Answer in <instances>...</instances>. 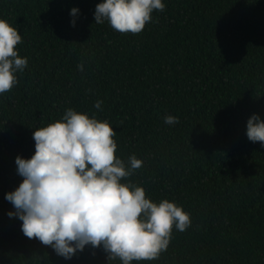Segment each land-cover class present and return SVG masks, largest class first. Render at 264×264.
<instances>
[{
	"label": "trees",
	"instance_id": "1",
	"mask_svg": "<svg viewBox=\"0 0 264 264\" xmlns=\"http://www.w3.org/2000/svg\"><path fill=\"white\" fill-rule=\"evenodd\" d=\"M98 3L0 0L28 58L0 94V264H107L91 246L66 260L7 215L5 194L23 180L16 157L69 108L114 127L115 156L142 160L122 182L190 214L157 259L131 264H264V147L246 135L253 113L264 119V0H163L137 34L95 23Z\"/></svg>",
	"mask_w": 264,
	"mask_h": 264
},
{
	"label": "clouds",
	"instance_id": "2",
	"mask_svg": "<svg viewBox=\"0 0 264 264\" xmlns=\"http://www.w3.org/2000/svg\"><path fill=\"white\" fill-rule=\"evenodd\" d=\"M163 0H100L95 23L107 21L121 33L137 34L152 20L154 10L163 11ZM77 7L70 14L76 17ZM75 26V19L71 21ZM22 36L17 27L0 19V94L17 83V73L28 66L16 46ZM81 71L83 64L77 66ZM102 108V101L94 104ZM166 124L178 117L167 115ZM246 135L264 147V119L253 113L247 120ZM116 131L107 120L67 109L62 118L33 132L35 152L30 158L18 155L19 186L5 194L14 211L7 215L20 221L23 234L50 246L57 255L70 260L86 246L102 248L107 264L151 261L166 251L173 226L185 231L190 214L174 201L155 202L145 189L122 182L142 167L132 155L127 162L115 156Z\"/></svg>",
	"mask_w": 264,
	"mask_h": 264
}]
</instances>
